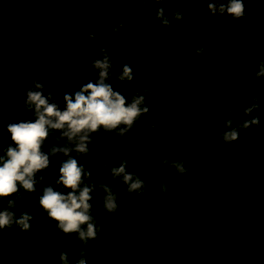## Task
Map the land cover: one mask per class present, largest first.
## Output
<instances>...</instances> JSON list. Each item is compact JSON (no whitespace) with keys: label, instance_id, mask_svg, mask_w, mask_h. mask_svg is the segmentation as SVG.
Instances as JSON below:
<instances>
[{"label":"flooded vegetation","instance_id":"af4514ba","mask_svg":"<svg viewBox=\"0 0 264 264\" xmlns=\"http://www.w3.org/2000/svg\"><path fill=\"white\" fill-rule=\"evenodd\" d=\"M244 6L245 15L234 20L229 15H211L206 3L202 2L190 4L172 2L163 5L140 3L137 5L131 0H14L12 8L20 9V14L8 19V31L13 36V45L10 44L0 49V119L2 123H5L4 130L0 134V146L12 144L15 147L11 141L10 133L7 131L9 123L35 119L33 113L27 111L25 107L20 108L17 103H10L14 82L22 85L17 86L22 87L21 94L26 95L25 88H32V81L37 80L45 86L42 89L43 93L47 95L52 92L55 102L63 109V96L65 93H73L82 86V81L77 79H83L84 71H89L86 76L89 81L95 82L97 79V73L91 66V61L100 57L99 49L103 45L109 48V56L112 60L109 82L115 90L121 91L131 99L133 95L143 92L144 88L140 80H144L153 89L152 94L146 95L145 103L152 106L158 99H164L165 103L182 61L191 48L198 43L216 37L240 40L233 36H246V30L254 27L256 22H261L264 18V0H259L254 4L245 0ZM153 7L156 8V13L159 7H164L165 15L169 18L177 10L183 12V20H172L168 25L173 26L181 35L184 43L188 44L187 49H183V43L178 42L167 31L166 25H163L157 16L153 17L154 22H150L149 19L140 22L138 31L132 30L144 16V10L150 11L154 16L151 11ZM121 22L124 27L120 32L113 33L112 29ZM157 27L164 31L166 39L169 40L177 53L162 37ZM182 28H184L183 31ZM1 30L4 31V28L0 27V37ZM89 32L95 34L96 41L88 39L87 33ZM121 32L124 33L123 37H121ZM138 51L141 52V58H143L140 66L136 65L135 60L126 62L133 70L134 79L129 82L119 81L116 77L122 71V65L126 64L125 60L138 58ZM145 51L150 53L147 58L144 56ZM245 51L247 52H239L236 56L229 57L241 59L228 65L229 70L226 71L227 74L223 75L222 79L224 80L220 85L212 84L227 91V102L230 107L235 103H239L240 107H246L244 102H248L247 104L252 102L251 98L254 95L260 98L264 97V86L255 83L252 78L253 72L256 70L253 65L264 60V49ZM31 58L36 59L32 60ZM15 65H17L19 75L11 76ZM40 77L43 79H39ZM157 81H163L167 87H159ZM126 90H130V93L126 94ZM233 90L236 94L239 92L241 97L230 95ZM204 106H197L181 120L178 125L180 128L178 141L188 151V156L184 157V163L187 159L195 160V163L208 159L206 162L211 167L202 174L203 177L197 181L196 185L177 194L174 202L178 209H173L168 203H163L168 198L165 197L160 187V180L169 181L173 178L176 173L174 168L168 174H163L160 171L142 175L146 184L142 194L126 192L125 185L112 187L113 191L118 193V204H120L115 213L105 211L103 194L94 192L93 199L90 201L93 205L92 215L102 228L98 232L97 238L89 241L90 248L87 250L95 249L97 253L111 229L118 224L123 222L143 223L136 220H123L124 216L136 218L138 215L142 218H149L157 228L166 232V239L169 243L166 246V251L171 264H226L228 258L232 260V264H264V183H262V178L256 180L251 178L250 169L246 168L241 171L238 178L231 175L230 169L236 167L238 163L232 162L227 157L229 154L226 149L233 142L224 143L217 135L218 132L223 131L220 122L227 118L226 113L222 106ZM5 109L10 110L9 119L6 118ZM198 112L203 119L209 118L212 126L218 124L222 126L220 131L212 132L216 138L202 143V146L197 145L192 137L193 133H191L197 124H201L200 119L194 127H191ZM154 120L155 113L151 110L135 122L126 136L105 133L103 129L92 133L94 143L89 145L92 151L87 155L79 156L78 162L81 165H93L92 163L99 162L102 156L111 153L114 149L127 146L133 141V138L147 136L151 131L152 124H155ZM243 132V130L240 131L237 140L242 137H256L249 136L247 133L243 135ZM58 134V132H54L49 136L44 142L42 151L47 152L49 147L56 143L54 137ZM216 139L219 141L218 143L215 142ZM174 141L176 143L175 139ZM210 143L212 148L209 154L204 151V147ZM256 144L257 140L253 139V142L248 145L249 148L259 149L257 147L259 145ZM72 155L76 154L72 153ZM64 159L62 154H57L50 157V164L62 162ZM45 170L48 171V169ZM215 172L226 173V178L225 187H219L218 196H214L213 201L209 199L198 203L195 198L188 196L189 190H195L202 184L218 187L219 185L214 184L216 183L213 178ZM175 192L176 187L171 190V197ZM8 199L6 197V201ZM45 217L48 218L49 223L37 219L34 222L30 221L31 229H34V235L30 236L45 243L47 240L50 242L55 234H59L63 240H56L63 246L58 252H55L57 254L45 253L42 256L44 260L58 262L56 258H59L62 251L69 253L74 252L76 248H83L82 242L77 239L75 233H63L57 228L55 220L49 218L48 215ZM15 228L23 245V237L19 234L17 227ZM151 228L153 229V227ZM230 229L235 231L210 240L211 237L220 233L218 231L226 233ZM2 231L4 242L0 247V264H25L17 251L9 228ZM240 235L241 237H239ZM117 237L118 235L113 242ZM104 256L97 264H109L101 262ZM93 258L89 263H86L90 264ZM85 259L87 260V258ZM29 261L33 264L30 258ZM129 262L130 260H118V264H129Z\"/></svg>","mask_w":264,"mask_h":264},{"label":"clouds","instance_id":"9594fccd","mask_svg":"<svg viewBox=\"0 0 264 264\" xmlns=\"http://www.w3.org/2000/svg\"><path fill=\"white\" fill-rule=\"evenodd\" d=\"M131 2L145 5L202 2L206 3L211 15H229L234 20L245 15V0H131ZM248 2L254 4L259 0H248ZM156 15L163 25H168L172 20L184 19L183 12L179 10L173 12L169 18L165 15L164 7H159ZM123 27L124 24L121 22L112 31L120 32ZM181 30L183 31L184 28ZM120 34L121 37L124 36L123 32ZM87 37L90 41H96L95 34L91 32L87 33ZM99 51L100 57L91 61L97 79L95 82L89 81L83 84L73 93H65L63 109L55 102L52 92L47 95L43 93L42 89L45 86L37 80L32 81V88H25V108L33 113L35 119L9 123L7 131L15 147L12 144L6 148L0 146V247L4 242L3 229L14 226L29 231L32 227L30 221L33 219L28 212L16 215L12 210L16 206L15 200H7V207H3V198L14 195L20 188L28 193L35 192L37 184L42 183L44 179L43 176H37V173L47 169L51 162L50 157L57 154H62L65 159L58 168L59 176L55 183L69 191L63 193L55 190L51 185L44 186L38 203L48 217L57 222L60 231L65 234L75 233L77 239L82 242L83 248L76 264H86L89 241L96 239L102 228L92 215L93 205L90 201L93 199V193L103 192L105 211L109 213L118 211L120 206L118 193L113 191L109 184L91 182L92 173L78 162V157L92 151L89 147L94 143L91 134L99 132L100 129L105 133H114L116 136H126L135 122L148 114L149 107L145 103V97L152 94L153 89L145 88L131 99L121 91L115 90L109 82L112 69L109 48L102 45ZM203 52V48L195 49L197 55ZM144 56L147 58L150 53L145 51ZM253 67L256 69L253 72V81L264 86V60L257 62ZM116 78L121 82L132 81L134 79L132 68L124 64ZM39 79L42 80L43 77ZM157 84L162 88L167 87L163 81H157ZM230 95L237 94L233 90ZM251 100L252 102L244 107L242 112L239 103L231 107L228 102L222 104L227 118L220 122L223 131L218 132L217 135L224 143L239 139L240 131L260 125V117L251 115L254 110L259 109L260 97L254 95ZM242 115L244 119H241ZM54 132L59 133L54 137L56 143L51 145L47 152L42 151L44 142ZM72 153L76 155L73 156ZM161 164L174 168L180 176H186L190 172L182 160L170 161L165 157L161 160ZM102 166L108 167L106 163ZM127 168L128 159L125 158L118 166L110 168L111 178L116 180L119 177V181L126 186V192L142 194L146 187L145 181L129 172ZM160 187L165 197L171 199L170 192L176 185L162 179ZM59 259L61 264H69L67 252H61Z\"/></svg>","mask_w":264,"mask_h":264},{"label":"trees","instance_id":"16d2710c","mask_svg":"<svg viewBox=\"0 0 264 264\" xmlns=\"http://www.w3.org/2000/svg\"><path fill=\"white\" fill-rule=\"evenodd\" d=\"M8 1V2H7ZM14 0H0V27L4 28L0 37V49L4 46H8L10 44L13 45V36L9 34L8 31V19L11 16H17L20 14V9L12 8ZM134 4L140 5V3L133 2ZM154 16L148 10H144V16L139 20L138 24L132 28L134 31L139 30V23L144 22L145 19H149L150 22H154L153 17L156 15V8L153 7L151 9ZM167 31L175 37L178 42H182L184 45L183 49L188 48V44L184 43L183 38L181 35L177 33V31L171 25H166ZM158 31L162 35V37L166 39V35L164 31L157 27ZM234 38H239L240 40H247L257 43H264V18L261 22H256L254 27L246 30V36H233ZM170 47L173 48L167 40ZM204 52L200 55L195 53L194 57L192 58L188 70L185 73V77L183 80L182 88L180 89L174 105L171 109L170 116H169V125L171 133L176 140L177 150L176 155L173 160H185L184 157L188 156L187 149L183 148L179 141H178V132L180 131L179 124L183 118H185L188 113L191 112L194 108L199 105H208V106H222V103L227 102V91L222 90L217 86H213L212 84H221V81L224 80L223 75L227 74L230 63L234 61H238L241 58H229L232 56H236L239 52L244 53L247 52L245 50H240L237 48H232L229 46L224 45H207L202 47ZM173 51L177 53V51L173 48ZM142 54L140 51L137 52L138 58H129L125 60V63H128V60H135L136 65L140 66L143 62V58H141ZM32 60L36 58H31ZM126 63V64H127ZM12 70L11 76H18L19 71L16 68ZM123 66V65H122ZM89 71L83 72V79H77L78 81H82L83 84L89 82L87 79V73ZM75 79V78H74ZM142 82V87L149 88L147 81L140 80ZM14 87L11 90L12 103H17L20 108L25 107V99L26 95H22L21 91L23 90L22 86L18 82H14ZM82 84V85H83ZM19 85V86H17ZM133 89V88H132ZM132 91V90H131ZM126 94L130 93V90L125 91ZM237 95L241 97V94L237 92ZM246 97V93H245ZM25 98V99H24ZM244 102V101H241ZM246 106L248 102H244ZM251 102H249L250 104ZM260 107L257 110H254L251 115L259 116L261 119V123L259 126H253L250 129L243 130L244 133L250 136V133H253L252 136L256 137H242L240 140L233 141L232 145L229 146L226 151L229 156H227L230 160L237 162L238 164L236 167L231 168V175L238 178L241 171L246 169H250L251 178L257 179L262 178V183H264V97L260 98L258 101ZM163 106H164V99H158L152 106L149 107V112L152 110L155 113V127H150L151 131L147 136L133 138L132 142L129 143L127 146H123V148L114 149L111 153L104 155L100 158L99 162L90 164H84L83 166L92 173L91 182H96L103 178L110 176V168L113 166H118L120 162L127 158L128 159V168H138L141 166H149L160 164L161 160L165 157H169L168 148L164 139L163 131H162V113H163ZM241 112L244 107H240ZM6 110V118H10V110ZM224 111V110H223ZM198 112V115L193 122L191 127H194L195 124L201 119V124H197L196 128H193L191 133H193L192 137L196 141L197 145H201L202 143H207L209 140H214L216 135H214L213 131H220L222 126L220 124L212 126V122L209 118L203 119ZM225 116V115H224ZM243 115L241 119H244ZM5 123H2L0 119V134L4 130ZM138 139V140H137ZM257 140V146L259 149H255L254 147L249 148V143ZM215 142H219L217 139ZM8 146H3L6 148ZM202 146V145H201ZM127 148V149H126ZM204 151H207L210 154L211 151V143L204 147ZM224 158V155H222ZM208 160V159H207ZM206 160V161H207ZM195 161V160H194ZM192 160L187 159L185 167L190 169V172L186 176H180L177 173L173 176V178L167 182L176 185V192L172 195L171 199H166L167 201L163 203H168L173 209H178V206L175 205L174 199L180 191H184L188 189V187L192 188L193 185H196L197 181L203 177V173L207 172L211 165H209L206 161H200L195 163ZM221 162V160H220ZM107 164L108 167H103L102 165ZM61 162L59 163H52L47 168L48 171L59 176L58 168ZM171 167H167L166 169L162 170L163 174H168L171 170ZM229 170V169H228ZM225 172V171H224ZM216 173L214 174L215 182L214 184L219 185L218 187H213L210 184L203 185L196 187L195 190H189L187 192L189 197H193L196 199L198 203H202L204 200L208 201L214 200V196H218L219 187H225V178L226 173ZM142 179V176H139ZM166 177V176H165ZM164 177V179H165ZM166 180V179H165ZM199 184V183H198ZM51 185L54 187L55 190L61 191L66 193L69 189L63 188L59 185L51 184L45 180L42 183L37 184L36 191L32 193L25 192L22 188H20L19 192L15 193L8 198L11 200L16 201V206L12 209L17 216L24 212H28L32 215L33 219L31 221L34 222L35 219L44 221L49 223L47 217V213L45 211L42 212V208L39 206L38 200L40 195L42 194V188L44 186ZM124 185L120 181H117L111 184V187H117ZM225 189V188H224ZM102 193L103 192H99ZM104 195V194H103ZM202 196V197H201ZM188 197L186 196V199ZM8 199V200H9ZM161 203V204H163ZM164 205V204H163ZM123 220H136L143 222L151 227L160 235L163 240V243L168 246V241L166 239L167 234L166 232L151 222L149 218L141 217L136 215V218H131L129 216H124ZM154 226H156L154 228ZM19 234L23 237V246L25 251L27 252L29 258L31 259L33 264H61L59 258H56L58 262H50L44 260L42 257L45 253H55L58 252L59 249L63 246L62 243L58 242L56 239L63 240L59 234H55L53 239L49 242L48 240L45 243L38 241L37 239L31 237L30 235H34V229H30L29 231H23L19 227H17ZM235 230L230 229L229 232H220L215 236L211 237L210 240L222 237V234H227L230 232H234ZM103 237V236H102ZM101 237V238H102ZM241 237V235L239 236ZM255 239V238H254ZM209 240V242H210ZM130 249V250H129ZM80 251L81 249L76 248L74 252L68 253V261L69 264H76L77 260L80 258ZM67 252V251H62ZM88 255L86 256V262L93 258L96 250H87ZM57 254V253H55ZM171 254V251H170ZM130 260L129 264H164L162 261V255L158 250L157 245L155 242L146 234L140 232L139 230L126 228L118 234L117 239L111 247L109 248L107 254L102 259V263L106 262L109 264H118V260ZM257 261V259H254ZM232 260L229 258L226 260V264H232ZM253 262V260H251ZM86 263V264H88Z\"/></svg>","mask_w":264,"mask_h":264},{"label":"water","instance_id":"95a60500","mask_svg":"<svg viewBox=\"0 0 264 264\" xmlns=\"http://www.w3.org/2000/svg\"><path fill=\"white\" fill-rule=\"evenodd\" d=\"M210 44H216V45H224V46H229L232 48H237L241 50H260L264 49V43H257V42H251V41H246V40H238V39H231V38H220L216 37L213 39H208L205 40L201 43H198L195 45L193 48H191L188 53L185 55L181 68L178 72V75L176 77V80L172 86V89L164 103L163 107V114H162V131L164 135V139L168 148L169 152V157L168 159L171 161L174 159L176 155V143L172 137V133L170 130V125H169V116L171 109L173 107V104L176 100V97L179 93L180 87L183 83L185 73L187 66L189 64V61L191 60L192 56L195 54V49L203 47L205 45H210ZM168 165H163V164H155V165H149V166H141L138 168H133L129 169V172H132L138 176L142 175H147V174H152L156 172H160L164 169H166ZM37 176H43L45 181L50 182L51 184L57 185L55 181L58 179V176L50 173L47 170H42L41 172L37 173ZM120 178L117 177L116 180H113L111 176H108L106 178H103L101 180H98L94 183L99 184V183H105V184H113L117 181H119ZM60 186V185H59ZM3 207H7V201L6 197L3 198ZM126 228H132L139 230L140 232L148 235L157 245L159 250L162 253V258L165 264H171L169 260V255L166 251V245L163 243L162 238L160 235L152 229L150 226L144 224V223H139V222H123L121 224L116 225L113 227L108 234V236L105 238V240L102 242V245L100 246L99 250L97 251L96 255L94 256L93 260L91 261L90 264H97L99 260L105 255L107 252L108 248L112 244L113 240L115 237L124 229ZM9 231L11 233V236L13 238V241L15 243V246L17 248V251L21 257V259L25 262V264H31L29 261V258L24 250V247L21 243V240L18 236V233L16 231V228L13 226L12 228H9Z\"/></svg>","mask_w":264,"mask_h":264}]
</instances>
